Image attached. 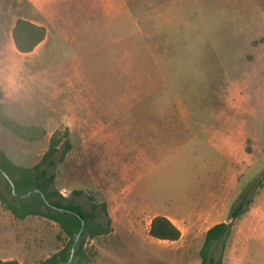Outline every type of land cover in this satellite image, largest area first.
Masks as SVG:
<instances>
[{
  "label": "rangeland",
  "instance_id": "rangeland-1",
  "mask_svg": "<svg viewBox=\"0 0 264 264\" xmlns=\"http://www.w3.org/2000/svg\"><path fill=\"white\" fill-rule=\"evenodd\" d=\"M19 18L47 30L33 52L14 46ZM0 86L7 115L46 130L26 142L0 126L6 155L31 167L67 132L52 189L106 205L87 264H200L220 222L232 224L215 259L264 264V0H0ZM209 195L218 208L193 213ZM155 216L182 236L151 237ZM66 243L56 223L0 204V261L38 264Z\"/></svg>",
  "mask_w": 264,
  "mask_h": 264
},
{
  "label": "trees",
  "instance_id": "trees-1",
  "mask_svg": "<svg viewBox=\"0 0 264 264\" xmlns=\"http://www.w3.org/2000/svg\"><path fill=\"white\" fill-rule=\"evenodd\" d=\"M46 37V28L30 20L19 18L12 29V39L16 50L29 53ZM0 126L26 142L42 140L46 130L36 124L20 123L4 111L3 93L0 86ZM67 132H54L47 150L35 165L31 167L18 165L0 148V204L15 219L36 216L50 220L58 225L67 239L66 245L38 264H87V240L107 235L109 222L105 225L99 220L100 208L106 213L104 203H95L90 198L91 210L63 197L58 190L52 189L54 176L48 168L53 165V158L58 146L63 143V154L69 151L70 143L65 137ZM243 213L240 202L230 213L236 219ZM232 223L220 222L210 227L199 250L200 264H223L222 257L215 259L212 255L215 245L229 231ZM149 235L157 240L177 241L181 232L165 216H155L150 223ZM0 264H20L17 260H3Z\"/></svg>",
  "mask_w": 264,
  "mask_h": 264
},
{
  "label": "crops",
  "instance_id": "crops-1",
  "mask_svg": "<svg viewBox=\"0 0 264 264\" xmlns=\"http://www.w3.org/2000/svg\"><path fill=\"white\" fill-rule=\"evenodd\" d=\"M110 1V0H109ZM112 1V0H111ZM107 7H108V5H109V2L107 3L106 2V4H105ZM35 23V22H34ZM37 24H39V23H37ZM40 25H42V24H40ZM45 38H47V30H46V37ZM45 41V39L38 45V46H36L35 48H34V50L35 49H37L43 42ZM33 50V51H34ZM32 51V52H33ZM221 140V139H220ZM216 197L217 196H215V195H209L205 200H203L202 198H200V197H198V199L196 200V201H194V199H193V201H191L192 202V204H193V210H192V212L193 213H196V214H198V215H202V214H205V213H210V212H212V211H215L216 209L215 208H218V202H217V200H216ZM194 203H195V205H194ZM196 204H198V205H196ZM169 220H171V222H173L176 226H177V228L180 230V227L177 225V223H175L174 222V220L172 219V218H170V217H167ZM176 221V220H175ZM209 229V228H208ZM181 231V230H180ZM181 236H182V232H181ZM180 236V237H181Z\"/></svg>",
  "mask_w": 264,
  "mask_h": 264
}]
</instances>
